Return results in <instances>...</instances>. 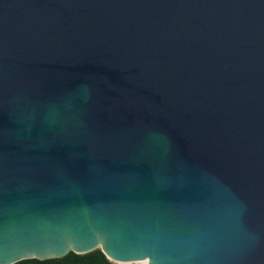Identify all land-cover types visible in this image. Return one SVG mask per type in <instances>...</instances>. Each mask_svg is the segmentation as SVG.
<instances>
[{
	"label": "water",
	"instance_id": "95a60500",
	"mask_svg": "<svg viewBox=\"0 0 264 264\" xmlns=\"http://www.w3.org/2000/svg\"><path fill=\"white\" fill-rule=\"evenodd\" d=\"M96 250L264 264V0H0V264Z\"/></svg>",
	"mask_w": 264,
	"mask_h": 264
},
{
	"label": "trees",
	"instance_id": "16d2710c",
	"mask_svg": "<svg viewBox=\"0 0 264 264\" xmlns=\"http://www.w3.org/2000/svg\"><path fill=\"white\" fill-rule=\"evenodd\" d=\"M18 264H115L111 262L100 250L85 254L76 255L69 254L62 259L48 260V261H38L29 260L23 261Z\"/></svg>",
	"mask_w": 264,
	"mask_h": 264
},
{
	"label": "snow or ice",
	"instance_id": "6c2138e0",
	"mask_svg": "<svg viewBox=\"0 0 264 264\" xmlns=\"http://www.w3.org/2000/svg\"><path fill=\"white\" fill-rule=\"evenodd\" d=\"M36 255H40L41 253L37 252L35 253ZM19 256H30V255H33L32 252H21L18 254Z\"/></svg>",
	"mask_w": 264,
	"mask_h": 264
},
{
	"label": "rangeland",
	"instance_id": "374dc122",
	"mask_svg": "<svg viewBox=\"0 0 264 264\" xmlns=\"http://www.w3.org/2000/svg\"><path fill=\"white\" fill-rule=\"evenodd\" d=\"M132 264H142V263H132Z\"/></svg>",
	"mask_w": 264,
	"mask_h": 264
},
{
	"label": "bare ground",
	"instance_id": "6f19581e",
	"mask_svg": "<svg viewBox=\"0 0 264 264\" xmlns=\"http://www.w3.org/2000/svg\"><path fill=\"white\" fill-rule=\"evenodd\" d=\"M142 264H145V263H142Z\"/></svg>",
	"mask_w": 264,
	"mask_h": 264
}]
</instances>
